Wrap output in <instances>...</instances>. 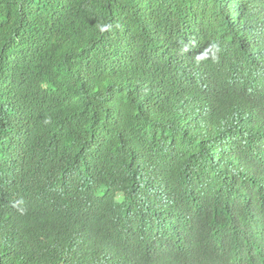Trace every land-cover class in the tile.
Wrapping results in <instances>:
<instances>
[{
	"label": "trees",
	"instance_id": "trees-1",
	"mask_svg": "<svg viewBox=\"0 0 264 264\" xmlns=\"http://www.w3.org/2000/svg\"><path fill=\"white\" fill-rule=\"evenodd\" d=\"M234 8L0 0V264H264V85L217 106L214 128L188 122L202 116L183 87L193 49L217 43L229 58L216 21L256 45ZM27 133L68 163L54 202L36 191L45 168L17 154ZM186 190L202 201L185 208ZM27 231L53 258L19 256Z\"/></svg>",
	"mask_w": 264,
	"mask_h": 264
},
{
	"label": "clouds",
	"instance_id": "clouds-1",
	"mask_svg": "<svg viewBox=\"0 0 264 264\" xmlns=\"http://www.w3.org/2000/svg\"><path fill=\"white\" fill-rule=\"evenodd\" d=\"M245 1L234 0L237 8H234L232 16L236 22L240 21L246 26L245 33L251 32L256 45L248 43L245 38H239L224 22L216 21L220 40L233 37L235 44L229 46V58L222 57V48L217 43H209L206 47H197L191 51L194 63L188 62L183 87L196 103L197 115L202 117L195 115L188 122L205 119L213 128L219 125L223 127L224 121L219 118L217 106L237 107L250 101L256 89L264 85V61L260 63L259 57V54L264 53V0H254L252 13L244 19L237 12L244 8ZM16 151L27 161L32 173L38 168H45V173L34 175L36 191L43 199L54 202L62 193L63 181L68 175L66 159L36 133L23 135ZM178 195L186 202L185 208H191L203 199L195 190H186ZM19 249V256L27 260L48 261L54 254L53 246L41 231H27Z\"/></svg>",
	"mask_w": 264,
	"mask_h": 264
}]
</instances>
